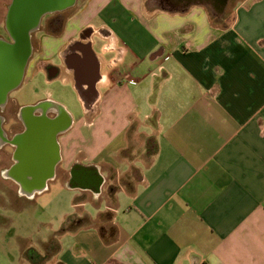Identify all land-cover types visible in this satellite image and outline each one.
Wrapping results in <instances>:
<instances>
[{
	"label": "crops",
	"instance_id": "crops-1",
	"mask_svg": "<svg viewBox=\"0 0 264 264\" xmlns=\"http://www.w3.org/2000/svg\"><path fill=\"white\" fill-rule=\"evenodd\" d=\"M38 34L23 79L70 83L80 112L11 99L70 115L45 189L61 166L64 218L87 219L39 264H264V0H81Z\"/></svg>",
	"mask_w": 264,
	"mask_h": 264
},
{
	"label": "water",
	"instance_id": "water-1",
	"mask_svg": "<svg viewBox=\"0 0 264 264\" xmlns=\"http://www.w3.org/2000/svg\"><path fill=\"white\" fill-rule=\"evenodd\" d=\"M75 1H10L4 27L11 40L0 37V107L6 103L8 94L22 82L32 53L31 36L38 29L42 17L47 13L65 10ZM42 103L20 108L24 114L25 129L12 139L16 161L7 169V174L18 182L20 190L27 195L44 190L47 181L54 176L60 160L57 137L71 123L70 115L60 105L52 117L43 113L34 115L32 111L42 109Z\"/></svg>",
	"mask_w": 264,
	"mask_h": 264
},
{
	"label": "rangeland",
	"instance_id": "rangeland-1",
	"mask_svg": "<svg viewBox=\"0 0 264 264\" xmlns=\"http://www.w3.org/2000/svg\"><path fill=\"white\" fill-rule=\"evenodd\" d=\"M5 4L4 13L7 10ZM81 0H78L74 6L69 7L63 12L64 26L67 18L74 13L80 6ZM42 33L45 31L54 33L52 29H48L45 25H41ZM39 32H33V43L37 49ZM6 35L4 27L0 23V37ZM28 74L20 85L12 90L9 94L11 98L17 99L19 102L33 101L39 97L45 96L48 92L52 96L64 104H66L75 114L80 112V104L77 101L75 93L71 90V85L64 83L61 79L48 81L47 77L36 73L31 81L26 82ZM17 104L9 101L5 108V116L9 123L15 120V110ZM17 124V123H16ZM20 129V126L15 127ZM7 151L10 149L5 148ZM2 155L1 165H6L9 162L8 153L4 149L0 150ZM58 179L50 181L49 188L41 193L29 197H17L15 188L8 180H2L0 177V264H25L30 260V252H25L27 249L36 247L40 248L45 240L54 231L60 230L65 223L66 212L73 215L79 214L77 208H72L73 195L76 191H70L62 183L63 170L58 166ZM134 171H129L123 178L132 179L135 176ZM5 190V194L3 193ZM106 197L107 192H106ZM90 212L95 211L89 206ZM56 233V232H54Z\"/></svg>",
	"mask_w": 264,
	"mask_h": 264
},
{
	"label": "flooded vegetation",
	"instance_id": "flooded-vegetation-1",
	"mask_svg": "<svg viewBox=\"0 0 264 264\" xmlns=\"http://www.w3.org/2000/svg\"><path fill=\"white\" fill-rule=\"evenodd\" d=\"M77 0L75 1V3L72 5L74 6L76 4ZM71 7V6H70ZM68 9V8H67ZM65 9V10H67ZM65 10H61V11H56V12H53V13H47L45 14L42 19H41V22H40V25L38 27V29H36L34 31V33L36 32H40L42 33V29H41V25H45L46 27H48V29H52L54 31V33H51V32H47L45 31L44 33L46 35H59L63 32V26H64V15H63V12ZM90 33V29H85V30H82L80 32V35L83 36V35H86V34H89ZM3 39H6V40H11L10 37L8 36V34L6 33L5 36L1 37ZM31 44H32V53H31V56L35 53L36 51V47L33 43V33H32V36H31ZM30 56V58H31ZM29 58V59H30ZM29 61V60H28ZM50 71H53V68L52 67H48ZM10 94V93H9ZM9 94H8V98H7V101L6 103L0 107V150L4 149V152H7L8 153V159H9V162L8 164L6 165H1L0 166V170L3 168V167H7V169H9L12 165L15 164V158H14V152H15V145L12 143V139L13 137L24 131L25 129V120H24V114L22 111H20V108L21 107H17V109L15 110V120L14 122L12 123H9L8 120H7V117L5 116V108L7 106V104L9 103V101H12L13 104L14 103V100L11 99L10 100V97H9ZM48 103H42V105L46 106L44 108V106H42L43 108L42 109H36L32 112H36V115L37 114H40V113H43L47 116H54L56 114V111H48V106L49 105H46ZM18 112V113H17ZM20 126V129H16L15 127L17 126ZM9 148L10 151H7V149L5 148ZM2 160V155L0 154V162ZM1 177V176H0ZM2 178V177H1ZM10 181L14 182V183H17L15 179H13L12 177H9ZM79 179V177L77 175H74L73 177V180L74 181H77Z\"/></svg>",
	"mask_w": 264,
	"mask_h": 264
},
{
	"label": "trees",
	"instance_id": "trees-1",
	"mask_svg": "<svg viewBox=\"0 0 264 264\" xmlns=\"http://www.w3.org/2000/svg\"><path fill=\"white\" fill-rule=\"evenodd\" d=\"M106 216H109V214H106ZM78 220V221H77ZM85 222H87L86 217L85 218H80V217H69L66 219L65 223L62 225V227L60 228V230H58L51 238H49V240L47 242H45L44 244L47 246H49L51 243H54L57 239V235L61 234L63 231L65 230H69V229H74L82 224H84ZM30 252V262H32L33 264H39L41 262H43L46 259V256H48L49 253H46L44 255H40L37 251H35L34 248H30L27 249L25 251Z\"/></svg>",
	"mask_w": 264,
	"mask_h": 264
}]
</instances>
